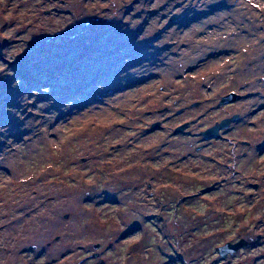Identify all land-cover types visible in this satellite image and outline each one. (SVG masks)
<instances>
[{
	"label": "rangeland",
	"instance_id": "1",
	"mask_svg": "<svg viewBox=\"0 0 264 264\" xmlns=\"http://www.w3.org/2000/svg\"><path fill=\"white\" fill-rule=\"evenodd\" d=\"M263 55L264 0H0V264H264V110L200 136Z\"/></svg>",
	"mask_w": 264,
	"mask_h": 264
},
{
	"label": "flooded vegetation",
	"instance_id": "2",
	"mask_svg": "<svg viewBox=\"0 0 264 264\" xmlns=\"http://www.w3.org/2000/svg\"><path fill=\"white\" fill-rule=\"evenodd\" d=\"M264 56V55H263ZM263 60H264V57H263ZM263 70H264V67L262 68ZM264 87V85H262V87L261 88H263ZM262 95V94H261ZM257 96V95H256ZM257 97H259V98H261V96H257ZM239 100H241L240 99V96L238 97V99L236 100L237 102L239 101ZM233 103V102H232ZM238 110H239V108H238ZM238 110H236V111H238ZM264 110V103H262L261 101L260 102H258L257 104H255V105H253L251 108H249V109H245V112L243 113V117H242V112L241 111H239V112H235V113H233L230 117H226L227 119H230V123H229V125L227 126V128L225 129V131H230L231 129H232V126H236V125H238V124H240V125H254V122L253 121H251L250 119H252V117H254L255 115H257V114H259L260 112H262ZM234 117V118H233ZM245 120H250L249 122H246ZM224 131V132H225ZM221 137V136H220ZM219 137H216L215 139H218ZM263 139H264V135H263ZM239 142V144L240 145H248L249 143L247 142V141H243V140H239L238 141ZM255 150H256V152L258 153H256V156H259V154H262L263 152H264V142H262V143H255ZM233 148H234V145H230V150H229V154L230 153H232V151H233ZM218 163H220V162H218ZM217 163V165H219ZM221 164H223V166H221L223 169H226L227 171H231L230 170V167L231 166H229L230 165V161L229 162H222ZM220 166V165H219ZM224 181V180H223ZM246 187H253V188H257V184L256 183H254V184H250V183H247L246 184ZM187 231H188V229L187 230H185V231H182L183 233H187ZM190 233V232H189ZM188 233V234H189ZM187 234V235H188ZM261 238V236L260 235H256V237L255 238H252V239H250V240H246L245 238L244 239H242L241 237H240V239H239V241L238 242H236V243H240V245L241 246H247V245H252V243L253 242H257L259 239ZM171 243V242H170ZM233 244H235V243H233ZM176 245V244H175ZM221 247V246H220ZM219 246L217 247V252H218V254H219V257L221 258V259H223V257H226V255L227 254H230V252L229 251H226L225 253H224V255H222V254H220V252H219V248H220ZM175 248H177V250H178V247L176 246ZM231 253H233V252H231ZM231 255V254H230ZM203 258V257H202ZM202 258H200V260L201 261H203V259ZM176 259H178V260H180L183 264H192L190 261H187V259H184L183 257H181L180 255H178V253H176Z\"/></svg>",
	"mask_w": 264,
	"mask_h": 264
},
{
	"label": "water",
	"instance_id": "3",
	"mask_svg": "<svg viewBox=\"0 0 264 264\" xmlns=\"http://www.w3.org/2000/svg\"><path fill=\"white\" fill-rule=\"evenodd\" d=\"M238 97L239 96L235 93H229L220 100L219 106L226 104V103H229V102H232V101H235L236 99H238ZM229 123H230V119H227V118L222 119L220 122L215 123L213 126L205 129L204 132L201 131L200 136L203 139H211L214 137H220V130L226 129L227 126L229 125ZM156 124L157 123L152 124L150 129L153 130L157 126ZM186 126H187L186 124L182 123L181 125H179L178 127L175 128V133H182V134L187 133V131L184 130ZM238 247H241L240 243L225 244L224 246H221L219 248V252H220V254L224 255V253L226 251H229L231 254V252L238 249Z\"/></svg>",
	"mask_w": 264,
	"mask_h": 264
},
{
	"label": "bare ground",
	"instance_id": "4",
	"mask_svg": "<svg viewBox=\"0 0 264 264\" xmlns=\"http://www.w3.org/2000/svg\"><path fill=\"white\" fill-rule=\"evenodd\" d=\"M239 19V18H238ZM204 26V25H203ZM205 29H206V27H204ZM102 112V110L101 109H99V111H98V113H101ZM32 220H34L33 219V217L32 218H30V220L29 221H32Z\"/></svg>",
	"mask_w": 264,
	"mask_h": 264
}]
</instances>
